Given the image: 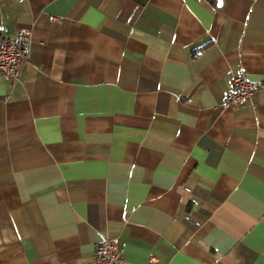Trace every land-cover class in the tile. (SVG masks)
<instances>
[{
    "label": "crops",
    "instance_id": "obj_1",
    "mask_svg": "<svg viewBox=\"0 0 264 264\" xmlns=\"http://www.w3.org/2000/svg\"><path fill=\"white\" fill-rule=\"evenodd\" d=\"M0 264H264V0H0Z\"/></svg>",
    "mask_w": 264,
    "mask_h": 264
},
{
    "label": "built area",
    "instance_id": "obj_2",
    "mask_svg": "<svg viewBox=\"0 0 264 264\" xmlns=\"http://www.w3.org/2000/svg\"><path fill=\"white\" fill-rule=\"evenodd\" d=\"M31 41L32 31L28 28L18 29L13 38H6L0 33V78H18L20 65L29 59ZM261 89H264V82L248 80L240 69L232 74L229 89L223 91V102L231 108L252 106L254 93ZM155 262L154 257L149 255L146 264ZM88 264H122L117 239L105 236L98 241Z\"/></svg>",
    "mask_w": 264,
    "mask_h": 264
}]
</instances>
